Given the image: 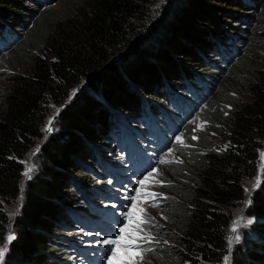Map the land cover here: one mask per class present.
Segmentation results:
<instances>
[{"label":"trees","instance_id":"obj_1","mask_svg":"<svg viewBox=\"0 0 264 264\" xmlns=\"http://www.w3.org/2000/svg\"><path fill=\"white\" fill-rule=\"evenodd\" d=\"M21 1L0 0V84H10L0 88L7 90L0 96V247L8 245L5 205L20 198L23 161L43 140L52 109L64 106L41 150L10 253L46 263L62 251L64 218L76 203L73 174L95 171L94 145L106 151L118 140L111 136L118 113L129 125L147 107L157 115L180 85L206 70L209 55L233 43L231 31L243 23L253 21L261 36L249 50L264 51V0H171L157 14L150 0H66L64 17L38 12L40 0H26L32 9ZM228 21L237 26L228 30ZM20 26L27 34L8 53V28ZM225 81L202 110L196 153L184 151L192 159L171 166L163 193L176 201L166 207L165 233L174 244L148 255L156 264H221L228 254L230 212L244 201L243 184L264 150V54L248 52ZM84 82L87 94L74 98ZM187 134L193 139L195 130ZM254 201L257 239H264V167ZM240 256L235 264H264V247L255 241Z\"/></svg>","mask_w":264,"mask_h":264},{"label":"rangeland","instance_id":"obj_2","mask_svg":"<svg viewBox=\"0 0 264 264\" xmlns=\"http://www.w3.org/2000/svg\"><path fill=\"white\" fill-rule=\"evenodd\" d=\"M21 2L27 8L32 9L29 7L32 5L26 0H22ZM66 2V0H40V2L37 3L39 7L36 10L38 12H45L53 9L55 10V12H57L58 17H64L65 12H68ZM169 2H171V0H150L149 5L152 9L151 13L157 14L158 12H161L162 8L166 7ZM228 22V24L230 25V27H228V30H232L234 29V27L237 26L234 25L235 23L233 22ZM250 23H243L241 25V28L239 30L237 29L238 32L232 30L231 38L234 39L233 43H229L230 45L225 46V48L221 52L209 55L210 57L208 58L206 63L207 68L206 70H203V72L199 73V78H196L192 81H188L185 86L180 85L177 94H175V96H171V103L177 102L178 104H180L181 102H185L192 104L191 102H194V98L190 97L192 95L191 93L202 89L203 87L207 86L208 83L210 84L212 90V93L206 98L204 102V95L203 100L199 102L201 103L199 105V108H201V110L198 109L196 113L193 110L192 113L195 114L190 118H187V121L185 120L184 115L181 116L184 121L178 119V121H180V126L176 129L174 135L170 136V139L172 141L171 148L161 155L152 154L156 156L155 158L158 162V168L153 173V180H150L143 186L141 184H137L136 187L133 188V190L130 187L128 188L126 186L120 188L115 184L114 179L110 176L109 171V169L114 166L124 169L125 167L123 165V161L127 163L126 158L120 157V153L115 150L116 147H120L118 142V140L120 141V137L118 138V140L109 141L110 148H108L106 151L104 149L101 150L99 144L94 145L95 150L98 153L103 152L100 153L101 155L99 161H92V164L95 167V171L87 170V173L80 172L77 174H73V178L76 179L78 185L83 186L85 189H88L90 191H95V199L93 198V196L92 198H90V195L86 191H81L79 187H77L79 191H75L76 193L73 191V194L76 198V203L68 206L70 208L68 209V214L66 218H64L66 222L65 227L62 229L61 232L62 236L64 237L62 241L63 245H61L60 247L62 251L59 252L58 256H55L56 254H58L57 252H55L53 257L49 256L45 260L46 263H43V261L41 260L35 263L29 258L15 259L14 256L10 253L12 245L16 243L17 236L15 234H17V231L21 228V226L19 225L20 223H22L21 215L26 204V192H28L29 186L33 182V179L40 173V169L43 164L41 150L45 145L46 141L49 139V137L51 135H54L58 131V116L61 111L65 110V107L63 106L60 108L52 109L49 116V120L46 122V125L44 127L45 130L43 140L36 146L34 150L30 152L27 158H25V160L23 161L24 171L20 180V198L14 200L13 202H10L8 205H5V212L7 217H9L10 222L8 233L11 232L15 235L16 238L12 243L7 242V252L5 253L3 264H94L93 262L88 261L86 257L84 258L83 256H80L79 253H82V251H87L89 254V258H91L92 261L94 259H98L100 264H107L108 258L111 255L110 248L114 246H106L100 243L102 240L106 239L107 235L100 233L96 229V223H92L91 226H86L84 224V220L81 219L79 214L89 213L93 220L97 222V219L102 210H104L105 212H114V214H116V217H118V219L120 220V224H118L117 226H112V229L114 231V234L118 235L119 233L117 232H119L120 225L123 226L124 223H127L122 213L130 211L134 204L136 209H144V218L149 221V223L144 224L142 226V234H148L153 237V240L150 243L141 242L143 246L145 244L146 246L143 247L145 249L143 259L139 260L138 264H156L150 259L148 255L157 250L158 248L165 249L166 246L171 248V246L174 244L169 240L170 238L165 233V230H168V227L170 228V225L166 227V214L168 210L166 207L168 206V204L172 206V204H174L173 202L176 201H171L173 200L172 198L168 200L169 196L163 193L165 191V182L171 181L174 178L171 175V173L173 172V168H171V166L173 164L181 166L182 160L186 161L189 157H191V155H185L184 151L193 150L195 153L197 151L193 149L194 141L195 143L197 141L196 139H191L190 137H188L187 131L194 129V137H197L198 133L203 131V129L206 127L204 117L202 116V110L207 106L212 97H214L220 84L226 82L225 79L228 76V73L230 72L231 68L242 57L247 56L248 52L254 54L259 50L261 54H264L263 49L260 48H258L256 51L249 50L252 41H257L261 39V36H257L258 29L254 28V22L252 21ZM19 28H21V26L18 27L17 32H15L11 28H8V30L11 31V37L8 38V53L9 51H12L15 46L22 40L23 36H26L27 34V31L24 32L22 29ZM237 35L240 39L236 37ZM262 40H264V38ZM22 67V64H18L17 66L18 69L21 68L20 71L22 70ZM84 83L80 84L79 87L75 90L76 92L81 91L80 95L87 92V83ZM8 85L10 84H0V88H7ZM6 91L7 90H4L3 88L0 89V96H4ZM147 101L151 102L152 100L147 99ZM147 101L144 100V102ZM162 106L164 111H170L174 115H179L181 113H178L179 111L176 108H171L168 105L167 101H165L164 105ZM147 108L150 109V107ZM175 110L178 112H176ZM185 115H188V113ZM118 119L124 122L123 116L119 113ZM126 122L129 124L128 120H126ZM49 128H51L50 134L48 133ZM176 136H180L182 138V143H178L176 141ZM142 146H144L145 148H150L152 144L143 142ZM179 151H182V155L178 154ZM262 153H264V150L260 153V163L259 167L257 168V173L249 180L247 179L243 184V187L245 188L246 192L244 201H242L241 204L235 206L230 212L231 225L229 227V231L227 232V256L230 257L229 264H235L236 260L241 258L240 255L247 254L248 250L252 248L253 243L255 241H258L264 247V239H257V233L255 231L260 224L259 220L261 218L256 209L257 203L254 201V197L262 188V170L264 167V157H262ZM138 158H140V156H138ZM191 159L192 157L189 158V160L187 161H190ZM27 167L32 168V172L30 173L31 178L24 176V172L26 171ZM103 190H108L111 195H115L117 198H110L108 200H105V197L110 196H103ZM138 191H141L142 193L151 192L156 193L158 195L155 200H150L148 202H144L142 198H138L134 201L132 198L137 196ZM98 194L101 195V200L97 198ZM114 199H117L118 201H115ZM118 203H122L123 205L117 206ZM113 206H116V208H114ZM106 207H108L109 210H107ZM118 212H121V214H119ZM101 217L103 218V216ZM237 220H239L238 232L233 233L231 231L232 225L233 222ZM249 220L252 221L251 224L248 223ZM237 234L240 236V240L238 242L234 240L231 247H229L228 238L234 237ZM77 245L83 246V248L78 247ZM74 247H77V249H75ZM101 249H108L109 253H100L99 250ZM53 259L56 260L53 261ZM221 264H224V260ZM253 264H256V261L253 262Z\"/></svg>","mask_w":264,"mask_h":264},{"label":"snow or ice","instance_id":"obj_3","mask_svg":"<svg viewBox=\"0 0 264 264\" xmlns=\"http://www.w3.org/2000/svg\"><path fill=\"white\" fill-rule=\"evenodd\" d=\"M51 131V128L48 129ZM196 137H193L195 139ZM178 143H182V138L180 136L175 137ZM264 157V153L261 154ZM163 162V161H162ZM153 171H156L155 169ZM32 172L31 167H27L24 172V176L31 178L30 173ZM153 172H149L148 175L144 176L139 183L143 186L150 180H153ZM158 194L151 192H137V196L132 199L135 201L138 198H142L144 202L150 200H155ZM125 217L127 223L119 228V234L115 239H104L100 243L106 246H114L110 248L111 255L108 258V264H138L139 260L143 259V254L145 249L141 242L150 243L153 240L148 234L143 233V225L149 223L147 219L144 218V209H136L135 204L132 209L126 213H122ZM249 224L252 223L251 220L248 221ZM239 220L234 221L231 231L233 233L238 232ZM15 239V235L11 232L7 237L8 243H11ZM240 240V236L237 234L234 237L228 238L229 247L232 243ZM7 252V245L0 247V264H3L5 253ZM230 257H224V264H229Z\"/></svg>","mask_w":264,"mask_h":264},{"label":"bare ground","instance_id":"obj_4","mask_svg":"<svg viewBox=\"0 0 264 264\" xmlns=\"http://www.w3.org/2000/svg\"><path fill=\"white\" fill-rule=\"evenodd\" d=\"M232 53V52H231ZM185 86V85H184ZM197 90V89H196ZM193 96L195 95V97L199 100V102H201L202 100H203V94H200L199 92H193V93H191ZM173 96H175V95H173ZM205 97V96H204ZM191 102V101H190ZM192 103V102H191ZM192 105H193V103L192 104H190V103H185V102H181L180 104H178L177 102H172V106L174 107V108H176L179 112H181V113H185V114H193L192 113V111H193V108H192ZM184 109V110H183ZM184 114V116L186 117L187 115H185ZM142 121H144V119L143 118H141V117H139ZM179 119H181V120H183L184 121V119L182 118V117H180ZM174 127L175 128H178L179 126H180V121H178V120H176L174 123ZM174 133V132H173ZM174 135V134H173ZM166 139H168V136L166 137ZM119 146H120V148H125V146L124 145H122L121 143H120V141H119ZM172 146V145H171ZM105 152V151H104ZM126 158V161H127V164H129L130 163V158H128L127 156L125 157ZM140 158H141V156H140ZM103 196H110V197H105L104 199L105 200H108V199H110V198H117L115 195V197L113 196V195H111V193L108 191V190H106V191H103ZM94 197H95V195H94ZM97 198L98 199H102V197H101V195H97ZM122 203H118V205H121ZM95 253V252H94Z\"/></svg>","mask_w":264,"mask_h":264},{"label":"water","instance_id":"obj_5","mask_svg":"<svg viewBox=\"0 0 264 264\" xmlns=\"http://www.w3.org/2000/svg\"><path fill=\"white\" fill-rule=\"evenodd\" d=\"M80 93H81V91H77V92H76V95L74 96V98H76L78 95H80ZM48 133L50 134L51 131H49ZM15 238H16V237H15ZM14 240H15V239H14ZM14 240H12L11 243H12Z\"/></svg>","mask_w":264,"mask_h":264}]
</instances>
